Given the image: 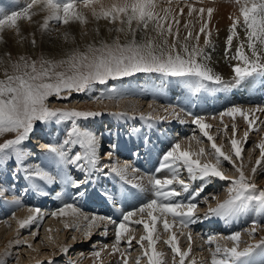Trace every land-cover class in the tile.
<instances>
[{
	"label": "snow or ice",
	"instance_id": "snow-or-ice-1",
	"mask_svg": "<svg viewBox=\"0 0 264 264\" xmlns=\"http://www.w3.org/2000/svg\"><path fill=\"white\" fill-rule=\"evenodd\" d=\"M169 4L171 0H168ZM240 2V0H238ZM39 5L41 11L46 12L41 30L55 31L50 28V22L55 21L64 25L75 22L81 25L89 23V15L95 21L106 20L112 25L110 32L130 34V39L121 42L119 35L111 42L101 40L99 44H88L85 50L74 49L65 59H32L26 56H20L18 60L11 63L12 71L5 69L3 78H0V136L4 133H15L13 139H6L0 143V171L6 168L8 162L14 161L16 168L14 172L24 174V178L33 181V187L39 189L40 185L35 181H42L45 185L55 182L56 177L52 172L40 165L27 164L31 153L27 151L23 144L30 139L35 131L37 123L48 125L52 122L60 124L70 122V129L67 132V139L59 144L47 145V155L51 163L61 169H64L62 179L64 182L72 184L75 188H80L86 183L92 182L93 176L116 177L125 183L129 181V170L135 174L137 169L125 162L120 165L116 163L101 164L99 149L100 138L87 126H82L81 121H87L103 115H112L120 118H127L135 114L121 113H102L96 111H84L76 109H53L48 106L49 99L55 97L61 100H67L72 93L91 92L96 85H107L108 82L122 80L132 77L136 74H159L163 77L176 78L184 81L188 85H194L196 90L206 87L208 81L222 86L224 89L238 87L242 82L250 77H261L264 79V0H243L240 7L241 16H236L231 25V34L227 37L226 54L231 49L234 36L237 35L236 29L240 26L246 36L247 47L251 49L252 55L245 54V43H241L237 48L236 56L242 63L233 65V77L231 81H226L222 75L214 72L207 61L210 60V53L205 51L199 44L200 35L207 38L204 41L205 46L211 43V31L208 30L214 9L200 8L196 9L194 5H189L187 15L191 17L193 12H198L202 22L198 33H193L189 29V23L183 27L188 30L187 35L180 36V20L178 16L184 12L183 8L179 13H175L171 7L162 8L157 0H113L109 5H105L102 0H30L20 11H12L11 14H4L0 10V40L3 39L2 33L7 29H14L18 34L20 25L18 21L32 20L34 12L30 10ZM79 9V10H78ZM84 9H87L86 13ZM207 13L208 20L204 19V13ZM119 25V26H117ZM137 32L143 34V38L136 39ZM151 33V34H150ZM67 36V34H65ZM171 38V39H170ZM32 43L35 44L33 37ZM67 93V95H65ZM123 93L115 85L106 87L94 99H120ZM168 109H165L167 112ZM254 111L264 112V108L244 110L238 106H232L221 112L222 118L227 115L235 118L237 115L244 117L247 121L249 130H253L256 124V117L251 114ZM172 115L179 118V112L173 110ZM191 115V113H189ZM141 120L164 119L153 117L151 113L145 116L139 115ZM192 123L197 125L203 137L211 142V151L215 158V163L211 161L202 162L201 157L205 156V149L199 148L198 152H192L181 149V143L175 142L167 151H165L155 169L157 174L167 170L168 175L163 178L153 175L148 178V185L140 183L134 185L142 191H151L155 198L148 200L133 210L122 213V217L117 222L111 216H101L97 214H83L81 209L76 207L75 203H64L57 214L68 216L73 215L81 217L87 222L85 235L91 236L93 227H100L103 223L104 232L107 233V225L116 226L115 242L118 245L125 240V234L128 233L126 243L131 248L132 240L135 239L129 233L131 218L138 216L134 221L140 225L146 232V235L140 237L138 243L143 249L142 256L136 258V264H140L142 258L147 259V264H169L164 258L165 254L158 252L156 248L159 236L154 238L153 233L157 231V222L162 223L163 231L169 232L176 225L177 221L183 228L200 222L201 219L220 218L225 222L232 220L238 214L255 207L259 212L264 213V189H260L254 182L253 177L258 169L264 172V141L259 144L260 158L256 159L251 168L252 176L246 175L245 165L242 162V143L247 141L249 130L244 131V140L236 138V127L232 126V136L230 144L232 153L228 154L223 150V145L216 143V137L209 129L213 125L205 122L203 116H195ZM223 132L228 134V126L224 125ZM195 139L197 144L201 143L198 137ZM78 146L82 151L71 153L67 146ZM115 145H112L105 153L112 157L115 151ZM233 156L236 159H233ZM240 160V163H237ZM229 162L238 177L227 176L221 168L222 162ZM68 166H72L77 172L83 174V179H76L67 172ZM182 171H186L189 182L181 179ZM140 180L143 177L139 178ZM219 179L228 181L229 195L227 199L220 202L218 197L213 196L218 202L215 207L208 206L207 211L201 215L198 214L199 198L207 186V181ZM201 181L198 188H193V182ZM175 185H179L181 191H177ZM9 188L0 186V201L10 203L15 207L22 205L20 197L13 195L11 201H5V192ZM188 193L187 198L184 194ZM47 195V193H43ZM121 195L127 198L128 195H135L127 191L123 193H110L105 188L101 195L105 199H112L115 202V195ZM77 196L83 195L81 192ZM208 195L203 196V202L207 203ZM32 215L21 220L20 227H25L42 219L40 208L31 209ZM14 215V213H13ZM148 219H144V216ZM171 217V221L169 220ZM260 222L254 220L253 226L248 229L251 236H255ZM65 227L79 228L78 223L72 225L65 224ZM181 235L185 233L181 232ZM35 235V233H34ZM241 232L236 231L228 236L217 237L208 235L207 243L215 244L214 251H211V264H251L250 257L257 248H264V238L257 243H249L242 250L240 249ZM75 239V237H73ZM189 241L188 249L182 251L177 240V233L171 231L170 238L166 244L170 247L172 256L171 264H185L189 257L192 247V235L187 233ZM232 241V245L220 243V240ZM147 241V246L144 242ZM19 243V241H17ZM27 243V242H25ZM31 247V245H28ZM108 247L107 245L105 246ZM211 250V249H210ZM61 251L66 254L68 247L64 246ZM103 251V249H101ZM112 252H120V249L113 246ZM10 254L7 250L0 254V264H7L5 257ZM94 256L99 257L100 251H95ZM121 260L119 264H129V259L124 253H120ZM178 258V259H177ZM51 264V262H49ZM191 264H195L193 260Z\"/></svg>",
	"mask_w": 264,
	"mask_h": 264
},
{
	"label": "bare ground",
	"instance_id": "bare-ground-1",
	"mask_svg": "<svg viewBox=\"0 0 264 264\" xmlns=\"http://www.w3.org/2000/svg\"><path fill=\"white\" fill-rule=\"evenodd\" d=\"M21 1L25 4L30 2V0ZM78 2H81V0H78ZM102 2L105 5H109L113 0H102ZM226 2L229 3V0H171L169 4L168 0H157L160 7H171L175 13H179L180 8L184 9V12L178 16L180 20L181 37L186 36L188 30H192L194 34L198 33L202 24L198 12H193L191 17L187 15L189 5H194L196 9H214L212 17L208 22V30L211 31L214 40L225 36V34L227 37L231 34V25L236 16H241V21L243 20L240 13L241 6L234 10L236 15L231 18L229 14L233 11H229L230 6H226V4H228ZM242 2L240 1V4ZM18 5L17 0H0V10H2V12L6 11V14H11L12 11H18V9L24 6L23 4L21 6ZM30 11L35 13L31 21L25 19L18 21L20 25L19 34L14 29H6L2 33L3 39L0 40V72L9 69V64L12 60L11 54H16L18 57L24 56L25 53H28L30 48V52L35 55L43 41L44 45H42L45 48L46 56L52 57L60 55L63 52H68V48H72L75 45V41L87 42L97 37L96 40H98L104 36L109 37L111 34L114 36H123V38L126 36L130 38V34L125 35L124 33L110 32L109 28H111L112 25L109 24L108 21L102 19L97 22L92 19L90 15L89 23L86 25L75 22L64 25L51 21L50 28L55 29V31L45 32L41 30L40 25L43 23L46 13L41 11L39 5L34 6ZM84 11L86 13L88 12L87 9H84ZM204 19L208 20L206 12L204 13ZM185 23H189L188 30L183 27ZM236 33L237 35L235 37L240 41L245 39L244 43L247 46L245 33L240 26L237 27ZM65 34H67V36H65ZM33 37L35 38V46H30V44H33ZM67 37L69 39V45H67L66 51L63 47L65 43L64 40L66 41ZM206 38L205 35H200L199 44L201 47L206 48L204 44ZM47 40H51L50 43H48L49 41ZM13 49L16 52H14ZM219 59L220 57L216 60L218 63H220ZM216 73L222 75L226 81H231L234 75L233 69L229 70L225 67L216 71ZM118 81L117 89L123 93L122 98L107 99L105 102L92 100L91 104H88L92 107L89 109H93V107L97 109L102 108L106 113H134L135 117L130 115L127 118H120L112 115H104L87 121H81L80 123L82 126L89 127L100 138L99 155L101 164L116 163L118 161L120 165H123L127 162L132 165L133 168L137 169L135 174L131 173V169L129 170L128 179L132 181V183L122 182L114 176L107 178L103 176H99V178L93 176L92 191V187L90 186L91 182L82 185L78 189L70 183L66 184L62 179L65 170L51 163L50 157L47 155V145L59 144L67 139V132L71 126L70 122H62L60 124L52 122L46 126L40 124V126H38V132L33 133L32 137L29 139V146L26 150L29 151L31 155L26 163L33 166L40 165L46 168V170L52 172L56 180L54 183L47 185L37 180L35 183L40 185V188L37 189L33 187V181L24 178L23 173L16 172V174H12L9 163H7L3 171H0V186L10 189L5 192L4 200L11 201L13 195L20 197L22 200V205L19 207L0 201V254H3L7 250L10 254L5 257L7 263L49 264V262H51V264H119L121 260L120 253H124L129 259V264H136V258L141 257L143 252L138 241L141 236L146 235L143 227L134 223V221L139 218L138 216H133L131 218L132 223L129 225V233L135 237V239L132 240V246H138L139 252L136 254L135 249L134 253L131 254L133 247L131 246V248H129L126 243L129 235L128 233L125 234V240H122L116 245L115 225H107L106 235L102 234L104 232L103 223L100 227H93L91 229L92 237L87 239L88 236L85 235L87 222L83 220L82 216L79 218L73 215L63 216L57 214L53 216L51 213H59V209L64 203H75L76 207L81 209L83 214L90 215L88 213H92L101 216H111L119 222L122 213L133 210L148 200L155 198L151 191H142L135 188L134 185L140 183L150 187V185H148V178L150 176L156 175L158 178H163V176L168 175L167 170L157 174L155 169L158 167L162 154L175 142L179 141L183 144L185 137L189 140L193 135L194 137H198L201 143L197 144L196 140L192 139L195 143H193V149H191V151L198 152L199 148L203 147L206 155H209L207 152L211 150V142L203 137L198 126L192 123L195 116H203L206 123L213 125V127L209 129V132L215 137L220 136L219 141L216 137V143L223 145V150L231 154L230 137L232 136V126L235 125L236 127V138L242 141L244 140V131L249 130V126L242 116L237 115L235 118H232L225 115L221 118L219 114L226 111V109H228V104L231 102H238L237 105L232 106H238L244 110L264 108V79L258 76L250 77L238 87L229 89H224L222 86L208 81L205 82V88L196 90L194 85H188L182 80L163 77L159 74H136ZM100 89L101 86H96L89 95L94 94L93 96H95L100 94ZM163 96L170 99L162 100ZM92 98L93 97H88L87 99ZM184 103L188 104L185 105ZM77 104H79L78 101ZM77 106L80 107L81 105L79 104ZM144 106H146V110ZM165 109H168V111L165 112ZM178 109L180 111L184 110L183 117L179 116V118H177L171 114L173 110L177 112ZM141 113L145 116L151 113L153 117L164 118V125H157L156 120L149 121L139 119ZM189 113H191V115H189ZM251 115L257 118L256 124L253 130H249L247 141L241 145L243 149L242 162L245 165L244 170L246 175L249 176H252L251 168L254 166L256 159L260 158L259 144L264 141V112L254 111ZM175 123L178 130L173 127ZM224 125L228 126L227 135L223 132ZM237 134H239V136H237ZM39 142H41V146H39ZM204 142H208L209 146L205 147ZM112 145L116 146L115 151L112 157H107L103 153L105 150L108 151ZM101 146H103L102 151ZM181 149L185 150L182 147ZM67 150L70 154L76 151H82L78 146L73 145L67 146ZM245 153L249 154L248 159L243 156ZM211 156L214 155L211 154ZM233 159H236V157L233 156ZM240 162V160H237V163ZM262 163H264V161H262ZM223 164L225 163L222 162L221 166H223ZM227 164L230 163L228 162ZM228 166L227 169H222L224 172L227 170V176L232 175V173L238 174L235 169L230 168V165ZM66 170L73 176L74 168L72 166H68ZM77 173L82 175L80 172ZM258 175L261 177L260 181L264 184V172H261L259 169L257 174L253 177V180L257 182L256 177H258ZM140 177H143V179L140 180ZM182 177L181 174V178ZM80 178L81 176L77 177V179ZM198 182L199 184L201 183V181ZM198 182H193V184H198ZM226 183L227 181L219 179L207 181V186L201 194V200L197 209L199 215L203 216L209 205L215 207L218 202L216 199H209L207 203H204L203 196L207 195L205 192L210 191L212 193L211 189L213 188L214 191H216V193L219 192V194H215L214 192L212 195L218 197L220 202L226 199L225 193L227 194L228 192L225 186ZM19 184L20 187H23L21 191H19ZM218 185L221 186L219 190H217ZM175 187L177 188V185H175ZM105 188H107L110 193H123L127 191L129 193H135V195H128L127 198H124L117 194L115 195V202H113L112 199H105V197L101 195V192ZM177 191L181 190L178 189ZM77 192H81L83 195L77 196ZM43 193H47V195ZM211 193L208 194L209 197ZM100 206L107 207L109 210L107 209L105 211L101 209V212L97 213V207L99 208ZM35 208L41 209L43 214L42 219L23 228L20 227L19 222L26 219L29 215H32L33 213L30 210ZM257 214L264 220V213L259 212L253 207L238 214L235 218L227 222L220 218L201 219L200 222L183 228L177 221L171 231L177 233L178 244L182 251L188 249L189 241L187 239V233L190 232L192 235L191 253L189 257L186 258L185 264H191L193 260L195 264H211V251H214L215 244L209 245L206 242L208 235H216L219 238L239 231L242 234L240 242V249L242 250L247 244L257 243L264 238V228H262V230L258 228V232H256L255 236L249 235L247 231L253 226V221L255 219L251 216ZM49 215V218H52V220L49 225H45L43 228L44 240L42 238L41 241L34 244L35 242L33 243V239H30L31 236H33L34 233L35 235L37 234L41 221ZM7 219H11L12 221L10 220V222L7 223ZM144 219H148V217L145 215ZM246 219L249 220L246 222ZM169 220L171 221V217H169ZM258 220L259 218L257 221ZM66 223L69 225L78 223L79 228H66ZM241 224L249 225L242 230ZM262 227H264V224ZM156 229L157 231L153 233V235L154 238L159 236L156 243L157 251L164 253V258L171 264L172 252L170 247L166 244V241L170 238L171 231L164 232L162 223L159 221L157 222ZM19 231L22 234H27L21 237L22 234L19 233ZM181 232L185 233V235H181ZM83 236H87L85 237L87 240H83ZM73 237H75V239H73ZM25 239L29 240H27V246L31 245V247L28 246V248L25 246L23 243V241H26ZM17 241H19V243H17ZM220 243L231 246L233 242L221 239ZM144 244L147 246V241H145ZM106 245L108 246L107 248L105 247ZM42 246H46V248ZM64 246L68 247V252L66 254L61 251ZM113 246L118 247L120 252H112L111 249ZM15 247H27L28 249H23L27 251V253L29 252V254L25 253L26 255H22L21 251L16 250L20 252H18L19 255H16L14 253ZM101 249H103V251H101ZM95 251H100L99 257L93 255ZM13 255L18 257H13ZM15 258H17L18 261L14 262L13 260ZM250 261L251 264H264V248L255 249L253 255L250 257ZM140 264H147L146 257L140 260Z\"/></svg>",
	"mask_w": 264,
	"mask_h": 264
},
{
	"label": "rangeland",
	"instance_id": "rangeland-1",
	"mask_svg": "<svg viewBox=\"0 0 264 264\" xmlns=\"http://www.w3.org/2000/svg\"><path fill=\"white\" fill-rule=\"evenodd\" d=\"M241 2L243 1V0H240ZM17 3L19 4L18 6H21L22 4L24 5L23 7H25L26 6V4L23 2V1H21V0H17ZM226 3H228V2H226ZM227 5H229L230 6V8H229V11H233L232 13H230L229 14V17H231V18H233V17H235V15H236V12L234 11L236 8H239V6H241V4H240V2H238V0H229V3L228 4H226V6ZM23 7H21V8H23ZM20 8V9H21ZM20 9H18V11H20ZM4 14H6V11H4L3 12ZM46 13V12H45ZM44 13V14H45ZM7 14H9L10 15V13H7ZM0 18H2V17H0ZM7 29V28H6ZM5 29V30H6ZM116 36L117 35H112L111 34V36H109V37H103V38H99L98 40H96L97 38H93V40L92 41H87V42H83V41H75V45L71 48V47H69L68 48V52H63L62 54H60V55H55V56H52V57H47L46 56V54H45V48H44V41H43V45L41 44L40 46H39V50H38V52L36 51V54L35 55H33L31 52H30V48H29V51H28V53H25L24 54V56H26V57H30V58H32V59H40V58H45V59H52V60H60V59H65V58H67V56L69 55V53H71L72 52V50H74V49H80L81 51H83V50H85V48H86V46L88 45V44H92V43H96V44H99V42L101 41V40H105V41H108V42H111L113 39H115L116 38ZM120 37V41L123 43V42H126L128 39H130V38H128L127 36L126 37H124L123 38V36L121 37V36H119ZM143 38V34H141L140 32H137V34H136V39L138 40V41H140L141 39ZM96 40V41H95ZM210 40H211V43L208 45V46H206V48H205V51L207 52V53H210V56H211V58H210V60L209 61H207V63L209 64V66L214 70V72H216V71H218V70H220V69H223V67H225V68H228L229 70H231V69H233V65H235V64H237V63H242L241 61H239V60H237V59H233V57H235L236 56V53H237V48L240 46V44L243 42L244 43V40L243 41H240L237 37H235L234 36V38H233V41H232V45H231V49H230V51H228L227 52V54H226V52H225V50H226V47H227V36H226V34H225V36H223V37H219V39H216V40H214L213 39V37H212V35H211V37H210ZM47 41H49L48 43H50V41L51 40H47ZM47 41H46V43H47ZM69 39H68V37H67V39H66V41L64 40V47H63V49H65L66 51H67V45H69ZM30 46H35V44H30ZM46 46H47V44H46ZM219 50V51H218ZM223 50H224V52H223ZM13 51L14 52H16L14 49H13ZM213 51V52H212ZM216 51V52H215ZM244 51H245V54H247V55H249V56H251L252 55V53H251V49L249 48V47H247L246 45H245V48H244ZM262 51H264V50H262ZM219 52V53H218ZM212 53V54H211ZM214 53H215V55H214ZM218 53V54H217ZM12 55V60H11V63L12 62H15L16 60H18V55H16V54H11ZM220 55V56H219ZM216 56V57H215ZM218 56V57H217ZM213 57H215V58H213ZM220 57V59H219V61H220V63H218L216 60L218 59ZM217 58V59H216ZM11 63L9 64V69H8V71L9 72H11L12 71V69H11ZM222 65H223V67H222ZM220 68H219V67ZM3 73L4 72H0V78H3ZM119 83V81L118 80H115V81H109L108 82V84L105 86V85H96V86H101V92L102 91H104L105 90V88L106 87H108V88H110V87H112L113 85H115L116 87H117V84ZM90 94V92H88L87 94H85V93H79V94H77V93H72V95L67 99V100H61V99H57V98H55V97H52V98H50L49 99V104H48V106L50 107V108H53V109H76V108H74L75 106H76V104H77V101H78V103L81 105L80 107L78 106V108H77V110H84V111H94V107H93V109H89V108H92V107H90V105H88V104H91V101L92 100H96V99H94V97L96 96H93L92 94L91 95H89ZM65 95H67V93H65ZM99 95V94H98ZM88 97H93L92 99H87ZM168 99H170V98H168V97H165V96H163L162 97V100H168ZM107 99H102V100H100V101H103V102H105ZM79 104H77V105H79ZM238 104V102H236V103H233V102H231V103H229L228 104V108L229 107H231L232 105H237ZM112 108H114V107H112ZM144 108H145V110H146V106H144ZM99 109H102V108H99ZM96 110H97V108H96ZM114 110V109H113ZM106 112V111H105ZM163 122H164V119H156V124L157 125H164L163 124ZM68 123V122H67ZM38 125L40 126V123H37V125H36V127L37 128H35L36 130L35 131H37L38 130ZM35 131L33 132V133H35ZM32 133V134H33ZM15 133H4L2 136H0V143H3L4 142V140H6V139H13L14 137H15ZM193 136V135H192ZM191 136V137H192ZM237 136H239V134H237ZM30 137H32V136H30ZM217 137V136H216ZM217 140L219 141L220 140V136H218L217 137ZM226 141H227V139H226ZM193 143H195V141L193 142V140L192 139H189V140H187L186 139V137L184 138V142H183V144H181V147L182 148H184L185 150H188V151H191V149H193L192 148V145H193ZM41 144V142H39V146H41L40 145ZM204 145H205V147L206 146H209L208 145V142H204ZM29 146V140H27V141H25L24 142V144H23V147L26 149L27 147ZM208 148V147H207ZM209 155H206L205 154V156H203V157H201V161L202 162H208V161H211L212 163H214L215 162V158H214V156H211V150L210 151H208L207 152ZM243 156L244 157H246V159H248L249 158V154H247V153H245V154H243ZM243 157V158H244ZM9 163V165L11 166V173L12 174H16V172H14V169H15V162L14 161H11V162H8ZM224 163L225 164H223V166H221V168L222 169H227V167H229L228 165H230V168H233V167H231V164H227L228 162L227 161H224ZM226 167V168H225ZM234 169V168H233ZM232 169V170H233ZM13 170V171H12ZM225 174L227 173V170H226V172H224ZM182 178L181 179H184L186 182H189V178H188V175H187V172L186 171H182ZM237 175V176H236ZM238 175H239V173L237 174H233L232 173V175H230L231 177H238ZM229 176V177H230ZM76 177V176H75ZM263 177H264V175H263ZM11 178H12V176H11ZM187 178V179H186ZM256 179H257V182H255L257 185H258V187L260 188V189H264V184H262V181H260V179H261V177H259V175H258V177H256ZM198 182V181H197ZM23 185V184H22ZM196 185V186H195ZM198 185H200L199 184V182H198V184L196 183V184H193V188H195V187H199ZM19 187H20V184L18 185ZM225 186H226V189H227V191H228V188L230 187V185H229V182L227 181V183L225 184ZM221 186L220 185H218L217 186V190H219V189H221L220 188ZM23 189V187L21 186L20 187V189H19V191H21ZM177 190L178 189H180V186L179 185H177V188H176ZM181 190V189H180ZM211 191H212V193L209 191H207V192H205V194H210L211 193V196L209 197V199H212L211 197H213V193L215 192V194H219V192H217L216 193V191H214V189L212 188L211 189ZM189 194L188 193H185L184 194V198L186 199L187 198V196H188ZM228 195H229V192H227V194L225 193V198L227 199V197H228ZM199 200H201V197H200V199ZM101 212V209H97V213H100ZM259 214H257V215H255V216H251L254 220H256L257 221V219L259 218V222H260V226L258 227V228H260L261 230H262V228H264V227H262L263 226V224H264V220H262L260 217V215L258 216ZM50 217V215L49 216H47V217H45V219L43 220V221H41V225H40V228H39V230L37 231V234L34 236H31V240L33 241V243L34 244H37V242L38 241H41L42 240V238H43V240H44V234H43V228H44V226L45 225H49V223H50V221L52 220V218L50 219L49 218ZM202 217V216H201ZM48 218H49V220H48ZM10 220L11 219H7V223H9L10 222ZM249 219H246V222L248 221ZM12 221V220H11ZM249 224H241L240 226H241V229L243 230V228L244 227H247ZM239 226V227H240ZM257 228V229H258ZM31 232H32V230H31ZM258 232V231H257ZM19 233H21L20 231H19ZM22 234V233H21ZM27 233H23L22 235H21V237H23L24 235H26ZM84 237V236H83ZM86 238L84 237L83 238V240H85ZM26 241H23V243L25 244V246H27V243H28V239H25ZM28 240V241H27ZM1 242V241H0ZM25 242H27V243H25ZM42 243V242H41ZM28 247V246H27ZM27 247H23L24 249H28ZM42 247H44V248H46V246H42ZM133 248H132V250H131V254H133L134 253V251H135V249H136V254H138L137 252H139V249H138V246H132ZM18 248V247H17ZM16 247H15V249H14V253L16 254V255H19V251H21V253H22V255H24L25 253L26 254H29V252L27 253V251H25L22 247H20V248H18L17 249ZM16 250H19V251H16ZM138 250V251H137ZM19 252V253H18ZM25 254V255H26ZM136 254H135V256H136ZM16 255H13V257L15 256V257H18V256H16ZM74 256V255H73ZM72 256V257H73ZM14 262H16V261H18V259L17 258H15L14 260H13ZM7 264H10V262L9 263H7ZM64 264V263H63Z\"/></svg>",
	"mask_w": 264,
	"mask_h": 264
}]
</instances>
